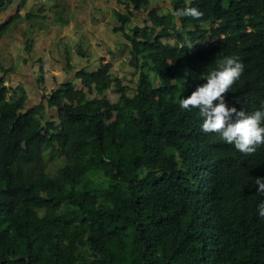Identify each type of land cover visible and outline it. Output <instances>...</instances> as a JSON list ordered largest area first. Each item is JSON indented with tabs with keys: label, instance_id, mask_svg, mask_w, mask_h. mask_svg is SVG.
I'll return each instance as SVG.
<instances>
[{
	"label": "trees",
	"instance_id": "16d2710c",
	"mask_svg": "<svg viewBox=\"0 0 264 264\" xmlns=\"http://www.w3.org/2000/svg\"><path fill=\"white\" fill-rule=\"evenodd\" d=\"M118 3L129 77L80 65L32 106L0 81V264H264V145L245 155L179 104L236 55L244 72L226 103L264 107V0H171L163 15ZM186 7L203 16L178 26L171 9ZM136 16L143 27L128 28Z\"/></svg>",
	"mask_w": 264,
	"mask_h": 264
},
{
	"label": "crops",
	"instance_id": "0c3cea01",
	"mask_svg": "<svg viewBox=\"0 0 264 264\" xmlns=\"http://www.w3.org/2000/svg\"><path fill=\"white\" fill-rule=\"evenodd\" d=\"M123 8L118 0H11L0 11V26L14 20L0 37V81L8 78L15 85L11 88H24L31 104L41 94L36 82L41 66L46 86L55 87L64 75L86 66L89 55L120 54L122 36L113 32V12L123 13Z\"/></svg>",
	"mask_w": 264,
	"mask_h": 264
},
{
	"label": "clouds",
	"instance_id": "9594fccd",
	"mask_svg": "<svg viewBox=\"0 0 264 264\" xmlns=\"http://www.w3.org/2000/svg\"><path fill=\"white\" fill-rule=\"evenodd\" d=\"M171 14L178 26L182 17L201 19L203 16L195 7L171 9ZM188 47H193L190 42ZM243 72L244 64L238 56H225L203 77L206 83L198 86L188 98L180 99L179 104L185 110L190 107L199 109L204 118L202 131L217 133L221 140L234 145L239 152L253 155L259 146L264 145V107L249 114L243 108L229 107L225 100V95ZM255 184L258 185L257 191L264 193V178L257 177ZM258 213L264 218V202L258 205Z\"/></svg>",
	"mask_w": 264,
	"mask_h": 264
},
{
	"label": "rangeland",
	"instance_id": "374dc122",
	"mask_svg": "<svg viewBox=\"0 0 264 264\" xmlns=\"http://www.w3.org/2000/svg\"><path fill=\"white\" fill-rule=\"evenodd\" d=\"M150 1H151L152 4H158L159 5L158 6V8H159L158 9V14L159 15L166 14L167 13L166 9L170 8L169 7V2L171 0H150ZM133 26L143 27V22H142L140 16H138V17L136 16V17L131 19V23H130V26L128 28L133 27ZM206 40H208V39L201 40L199 43H197L193 47V49L196 50V49L200 48L201 46H203V44H204V42ZM123 42H124V38L119 39V44L120 43L122 44ZM69 58H70V55H69ZM126 59H127L126 54H122V51H120V54H94L93 58H91V56L89 55V58H88V61H87L88 62L87 64H89V67L87 69L90 70V71H93V70L96 69V66L98 65L99 61H103V62L104 61H108V62H110L113 65L114 72L115 73L117 72L120 77H122V76H125V77L128 76L129 77L128 72L133 71V69L129 68L126 65H123L122 62H125ZM64 76H62V78H64ZM47 78H48L47 81H49L50 77H47ZM134 79H136V77H134ZM4 82H5V85L10 87V88H11V84H13V86H15L14 83L11 80L9 81L8 78H6L4 80ZM51 86H52V84H49V85L46 86V83L44 82L43 87H41L39 89L41 94L38 95L37 98L40 99L44 94H48L50 92V90L53 88V86L52 87ZM76 87L80 88V85H76ZM37 94H38V92H37ZM105 94L107 96H109L111 99L115 98L114 94L111 91H107ZM88 98H92V96H88ZM39 99L34 100L35 102L32 101L31 104L27 103V105L28 106H30V105L32 106L33 104H37V103H39L41 101V99L40 100ZM43 104L45 105V102ZM51 114L55 115V111L52 110ZM58 163H59V161H56L54 164H51V165L49 163L48 164V168L55 169L57 167ZM95 179L99 180V179H101V177L97 176Z\"/></svg>",
	"mask_w": 264,
	"mask_h": 264
}]
</instances>
